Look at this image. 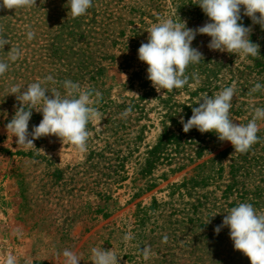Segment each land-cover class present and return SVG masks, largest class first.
Wrapping results in <instances>:
<instances>
[{
  "label": "rangeland",
  "instance_id": "1",
  "mask_svg": "<svg viewBox=\"0 0 264 264\" xmlns=\"http://www.w3.org/2000/svg\"><path fill=\"white\" fill-rule=\"evenodd\" d=\"M197 3L93 0L78 18L67 0L0 7V35L10 42L0 51L9 64L0 76V264L9 254L17 264H64L65 249L93 264L91 249L100 246L119 264H251L234 249L229 228L214 229L239 203L264 212V120L259 142L241 154L214 132L183 133L180 118L189 119L185 107H198L203 94L232 85L234 123L247 124L253 108L264 107V90L249 94L264 84V30L242 14L259 58L210 50L211 37L198 34L192 47L204 59L186 69L188 85L170 92L155 90L138 59L154 24L181 20L195 29L208 22ZM11 47L22 50L15 62L7 60ZM65 80L102 94L100 116L87 125V151L56 136L36 139V149L18 145L6 129L19 107L10 88L41 82L63 95ZM41 120L34 110L29 132Z\"/></svg>",
  "mask_w": 264,
  "mask_h": 264
},
{
  "label": "clouds",
  "instance_id": "2",
  "mask_svg": "<svg viewBox=\"0 0 264 264\" xmlns=\"http://www.w3.org/2000/svg\"><path fill=\"white\" fill-rule=\"evenodd\" d=\"M66 5L72 17L78 18L93 6V0H67ZM197 5L208 17V22L203 26L192 29L187 27L186 21L162 20L147 30V42L141 43L138 49V59L147 64V78L158 93L161 89L170 92L189 84L190 77L186 75V69L204 59L203 53L192 47L198 34L211 37L207 45L210 50L234 53L246 58L260 57V45L250 39L252 27L244 26L241 20L243 14L264 30V0H198ZM34 6L36 0H0V7L5 9ZM34 35V32L28 31L27 38L31 40ZM8 44L9 40L0 35V51ZM21 56L22 50L19 48L11 47L7 52L8 61L15 62ZM8 68V62L0 60V76ZM45 80L55 83L51 75ZM62 87L65 90L63 95L56 89L50 92L41 82L30 83L26 88L20 85L10 88L9 94L15 95L19 107L7 123L6 129L16 137L18 145L31 149L35 148L36 139L56 136L62 144L68 142L81 153L87 151L90 136L87 125L100 116L96 105L102 94L71 80L63 81ZM262 90L264 84L257 82L249 90V94ZM235 91V85H232L214 95L203 94L196 101L199 106L192 107V115L186 122L181 116L183 131L187 133L196 128L202 134L214 132L220 141L230 142L235 152L247 153L260 140L257 135L258 121L264 120V107H254L247 124L234 123L230 109ZM34 110L42 114V120L29 132V121ZM129 112L131 108L124 115ZM39 150L43 152L42 149ZM224 227L230 230L229 235L235 250L248 257L251 264H264V212L257 211L251 203H239L224 215L222 224L214 229L215 233L218 235ZM131 238V233L124 237L126 241ZM166 241L167 237L164 238V242ZM142 251L147 256V250ZM91 253L93 264H119L118 256L102 246L93 247ZM62 254L65 258L64 264H80V256L75 252L65 249ZM5 264H17L16 257L9 254Z\"/></svg>",
  "mask_w": 264,
  "mask_h": 264
},
{
  "label": "trees",
  "instance_id": "3",
  "mask_svg": "<svg viewBox=\"0 0 264 264\" xmlns=\"http://www.w3.org/2000/svg\"><path fill=\"white\" fill-rule=\"evenodd\" d=\"M192 107H196V106H188V107H185V115H186V117L187 118H190L191 117V115H192ZM168 114V120H170V121H172L173 120V122H174V118L171 116V114L169 115V113H167ZM187 121V120H186ZM183 133H185L183 130H181ZM166 133H167V131H166ZM191 132H188V134H190ZM211 134H213V132H210ZM223 156H225V153H223L222 154Z\"/></svg>",
  "mask_w": 264,
  "mask_h": 264
}]
</instances>
